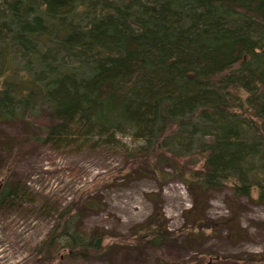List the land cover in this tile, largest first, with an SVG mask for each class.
Here are the masks:
<instances>
[{
  "label": "trees",
  "instance_id": "16d2710c",
  "mask_svg": "<svg viewBox=\"0 0 264 264\" xmlns=\"http://www.w3.org/2000/svg\"><path fill=\"white\" fill-rule=\"evenodd\" d=\"M7 123L37 127L29 140L55 152L129 138L155 177L264 204V0H0ZM30 198L0 181V209ZM73 219L43 255L56 241L103 250L107 236L87 238ZM142 232L168 240L152 224Z\"/></svg>",
  "mask_w": 264,
  "mask_h": 264
},
{
  "label": "rangeland",
  "instance_id": "374dc122",
  "mask_svg": "<svg viewBox=\"0 0 264 264\" xmlns=\"http://www.w3.org/2000/svg\"><path fill=\"white\" fill-rule=\"evenodd\" d=\"M36 131L0 124V181L24 187L32 200L0 209V264H264V204L256 193L192 195L178 179L152 175L154 162L129 138L126 148L55 152L29 140ZM66 216L87 238L107 236L103 250L72 251L56 241L43 255ZM148 224L167 235L160 247L143 240Z\"/></svg>",
  "mask_w": 264,
  "mask_h": 264
}]
</instances>
